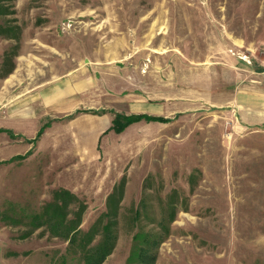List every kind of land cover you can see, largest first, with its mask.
Returning <instances> with one entry per match:
<instances>
[{
  "label": "rangeland",
  "instance_id": "rangeland-1",
  "mask_svg": "<svg viewBox=\"0 0 264 264\" xmlns=\"http://www.w3.org/2000/svg\"><path fill=\"white\" fill-rule=\"evenodd\" d=\"M89 58L110 94L118 75L122 94L187 109L77 151L23 141L33 155L0 165V264H86L106 223L102 264L144 248L154 264H264V0H0V82L16 64L58 79ZM71 186L78 201L51 206ZM54 212L56 233L41 217Z\"/></svg>",
  "mask_w": 264,
  "mask_h": 264
},
{
  "label": "crops",
  "instance_id": "crops-1",
  "mask_svg": "<svg viewBox=\"0 0 264 264\" xmlns=\"http://www.w3.org/2000/svg\"><path fill=\"white\" fill-rule=\"evenodd\" d=\"M88 60L89 62L80 60L74 68L66 71L58 79L53 73L40 75L39 72L33 73L29 76L30 81H26L18 72L17 64L14 67L16 71L14 79L11 78L12 71H9L10 75L1 78L0 165L3 163L9 165L14 159H26L33 155L31 148L22 150L24 142L33 144L36 142L37 149L42 143L44 146L47 143L49 150L56 151L61 136H65L66 143L70 144L73 141L71 148L75 151L78 150L77 145L81 139L85 144L88 142L87 145L90 147L91 139L98 141L101 133H107L112 123L113 115L106 110L109 103L115 105L118 112V109H124L122 112L125 114L139 113L163 118H169L172 114L178 115L187 109L181 100L171 102L164 99L154 103L148 101L149 96L142 99L131 89L122 94L118 75H105V79L110 81L109 88L114 91V94H110L103 84L99 85L98 80L95 81L92 77V74L95 75L94 71L103 72L102 63L94 58ZM108 60L110 58L105 59L104 63ZM117 74L120 72L117 71ZM115 78L117 86L113 83ZM128 83L130 85L131 81L128 80ZM12 89H16V98L13 99L9 98ZM96 110L105 112L90 114ZM133 124L136 123L130 125ZM43 126L44 129L37 138L38 130ZM75 165L77 167V164ZM65 190L75 193L72 186Z\"/></svg>",
  "mask_w": 264,
  "mask_h": 264
},
{
  "label": "trees",
  "instance_id": "trees-1",
  "mask_svg": "<svg viewBox=\"0 0 264 264\" xmlns=\"http://www.w3.org/2000/svg\"><path fill=\"white\" fill-rule=\"evenodd\" d=\"M96 112L103 113L105 111L104 110H96ZM142 118H145L148 121L158 120L161 122H166L169 119V118L157 117V116H153V115L149 116L146 114H137V115L130 114V115H127V114L115 113L113 115V118H112L113 119L112 123L109 126L107 131H110V129L111 130L113 129L115 132H121L124 130L125 127L129 126L130 124H132L134 122H137L138 120H140ZM43 129H44V126L38 130V133L36 135L37 138L39 137V135L41 134ZM111 195L108 197H111ZM70 198H73L76 201H78V198L76 197V195H74V193H72L70 191H67L65 189H60L58 191H55V194H54L55 203L51 204V206L56 205L57 208H59L60 204L62 202V206H64L63 209H65V208H67L66 200L70 199ZM80 205L79 206L82 208V211L76 212V214L78 215V218L76 219L77 223H78V227L80 225L81 215H82V212H83V209L85 206L82 204H80ZM57 214L58 213L54 212L52 214V216H49V218H48V215H45V214L41 215V217L46 216L45 221L48 225L50 224V226H48V227L51 228L53 233H56V231H58V230H56V218H55ZM65 215L66 214H64V217H65ZM60 223H62V222H60ZM77 228L72 229L71 226H70V228L66 227L65 232L61 233L60 235L65 237V239H68L70 233H74V232L78 231ZM61 232H63V231H61ZM102 233H103V238L101 239V241H99L98 244H96L94 246L87 247L88 249H86V252L84 254V260H85L86 264H102L104 259L107 257V255H109L110 252L112 251L113 243H114L113 242L114 236H112V233H110V225L108 223L103 225ZM72 239H73V236L70 237L69 241L71 242ZM92 240H93V236H90V241H92ZM150 242L151 241L149 240V243ZM152 244L153 243H151V245ZM134 261H136V263H138V264H154L155 253L154 254L148 253L145 248L142 250H137V252L135 253Z\"/></svg>",
  "mask_w": 264,
  "mask_h": 264
}]
</instances>
